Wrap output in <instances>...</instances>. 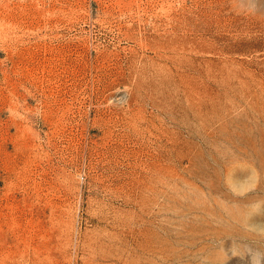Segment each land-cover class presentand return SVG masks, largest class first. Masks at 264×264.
<instances>
[{"label": "rangeland", "instance_id": "1", "mask_svg": "<svg viewBox=\"0 0 264 264\" xmlns=\"http://www.w3.org/2000/svg\"><path fill=\"white\" fill-rule=\"evenodd\" d=\"M0 264H264V0H0Z\"/></svg>", "mask_w": 264, "mask_h": 264}, {"label": "bare ground", "instance_id": "2", "mask_svg": "<svg viewBox=\"0 0 264 264\" xmlns=\"http://www.w3.org/2000/svg\"><path fill=\"white\" fill-rule=\"evenodd\" d=\"M146 44V43H145ZM157 50V49H156ZM180 52V51H179ZM99 75V74H98ZM155 77V76H154ZM98 78V77H97ZM167 83V82H166ZM102 84V83H101ZM110 84V83H109ZM111 84H112V82H111ZM135 88V87H134ZM98 92V91H97ZM157 120V119H156ZM167 133V132H166ZM159 141H161V140H159ZM159 143V142H158ZM164 147V146H163ZM167 147V146H166ZM165 148V147H164ZM174 150V149H173ZM172 157V156H171ZM170 163V162H169Z\"/></svg>", "mask_w": 264, "mask_h": 264}]
</instances>
